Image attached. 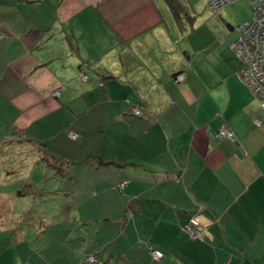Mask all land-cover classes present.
I'll return each instance as SVG.
<instances>
[{"label": "crops", "instance_id": "obj_1", "mask_svg": "<svg viewBox=\"0 0 264 264\" xmlns=\"http://www.w3.org/2000/svg\"><path fill=\"white\" fill-rule=\"evenodd\" d=\"M0 4V122L7 140L30 137L69 174L80 167L87 203L116 212L96 218L98 236L112 237L89 253L103 264H264V108L231 46L194 43L169 0ZM224 124L235 140L218 137ZM192 216L196 239L182 227Z\"/></svg>", "mask_w": 264, "mask_h": 264}, {"label": "rangeland", "instance_id": "obj_2", "mask_svg": "<svg viewBox=\"0 0 264 264\" xmlns=\"http://www.w3.org/2000/svg\"><path fill=\"white\" fill-rule=\"evenodd\" d=\"M208 2L175 0L181 26L197 34L193 33L194 43H208L215 35L230 46L238 27L253 17L252 4L239 0L215 11ZM3 7L0 4V12ZM8 135L13 136L12 131L0 122V264H98L85 262L87 243L101 238L99 247L111 239L108 230L98 236L96 218L116 212L93 208L95 199L87 203L73 177L82 173L79 182H85L80 167L71 175L72 164L41 155L38 148L17 139L7 140ZM84 215H91L94 224H84ZM101 254L95 252L98 258ZM109 261L117 264L122 259L114 256Z\"/></svg>", "mask_w": 264, "mask_h": 264}, {"label": "built area", "instance_id": "obj_3", "mask_svg": "<svg viewBox=\"0 0 264 264\" xmlns=\"http://www.w3.org/2000/svg\"><path fill=\"white\" fill-rule=\"evenodd\" d=\"M239 0H209L208 5L217 11L227 4L234 3ZM252 4L254 15L251 19L238 27V36L230 46L242 61L241 78L243 82L250 88L256 96L261 106L264 108V0H249ZM187 74L180 73L177 81H185ZM82 79L87 80L88 75L82 74ZM59 92H55L58 95ZM129 101V100H128ZM132 112L137 115H143V109L140 106H132ZM260 121L256 120V124ZM75 132H71L72 138H77ZM219 138H228L235 140V135L229 130L226 124L222 125L218 134ZM127 181L120 183L123 188ZM183 230L193 238L201 237L203 233L201 222L194 216L190 222L183 226ZM150 254L153 259L160 260L164 257L163 251L151 248ZM92 263L98 262V258L94 255L89 257Z\"/></svg>", "mask_w": 264, "mask_h": 264}, {"label": "trees", "instance_id": "obj_4", "mask_svg": "<svg viewBox=\"0 0 264 264\" xmlns=\"http://www.w3.org/2000/svg\"><path fill=\"white\" fill-rule=\"evenodd\" d=\"M170 1V4L172 5V7H174V9H176V7L174 6V2H175V0H169ZM180 73H182V72H178V73H176L175 74V76H174V78H175V80H177L176 78H177V76L180 74ZM88 78H89V76H88ZM104 83L103 82H101V83H99V86H102ZM133 113V112H132ZM134 114V113H133ZM23 142H25V144L26 145H28V146H30V147H34L35 149L36 148H38L39 150H40V152H41V155H46V156H49V157H51V158H55V159H61V158H59V157H57V156H54L53 154H51L50 153V151L47 149V147H46V144H43V143H40V142H33L32 141V139L30 138V137H28V138H25V139H23ZM23 142H20V143H23ZM36 143H38V144H36ZM24 144V145H25ZM17 145H19V144H17ZM194 216H192L191 218H193ZM191 220V219H190ZM190 220H189V222H190ZM188 222V223H189ZM188 223H186V224H188ZM186 224H184V225H186ZM183 227V226H182ZM190 236V235H189ZM191 238H193V237H191ZM194 239H196V238H194ZM164 253V252H163ZM91 255H94V256H96L97 258H98V256L97 255H95V253H89V255L87 256V258H85V262H90L89 261V257L91 256ZM161 260V259H160ZM92 263V262H91ZM96 263H98V264H103L101 261H99V258H98V262H96Z\"/></svg>", "mask_w": 264, "mask_h": 264}]
</instances>
